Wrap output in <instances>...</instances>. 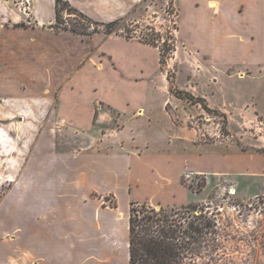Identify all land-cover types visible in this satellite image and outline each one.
Here are the masks:
<instances>
[{
	"label": "crops",
	"instance_id": "0c3cea01",
	"mask_svg": "<svg viewBox=\"0 0 264 264\" xmlns=\"http://www.w3.org/2000/svg\"><path fill=\"white\" fill-rule=\"evenodd\" d=\"M17 1L0 0V24L15 22ZM67 1L105 24L140 14L147 1L163 2ZM32 5L39 25L56 24L55 0ZM175 6L179 41L205 59V112L218 110L230 123H264V0H175ZM53 30L16 24L0 32V186L23 194L7 196L0 210V264H130L132 204H208L211 195L192 202L191 194L213 186L217 196L231 190L236 196V183L260 176L263 156L242 149L237 159L257 164L222 170L210 162L209 145L222 143H194L168 101L158 102L163 118L154 116L156 102H146L143 81L151 76L152 52L155 70L161 67L158 47L119 34ZM109 71L118 82L92 85L89 97L84 74ZM41 122H58L63 132L37 128ZM128 127L136 133L128 136ZM152 129L158 136L147 134ZM187 169L205 179L201 190L185 183ZM226 178L235 183L229 189L222 186Z\"/></svg>",
	"mask_w": 264,
	"mask_h": 264
},
{
	"label": "rangeland",
	"instance_id": "374dc122",
	"mask_svg": "<svg viewBox=\"0 0 264 264\" xmlns=\"http://www.w3.org/2000/svg\"><path fill=\"white\" fill-rule=\"evenodd\" d=\"M153 2L155 1H147L140 14L125 18L119 28V35L151 43L160 49L161 57L163 55L159 69L155 70L154 68L155 56L153 52L147 61L149 70L146 72L151 73V76H147L143 81L147 90L146 102H156L152 109L155 113L159 107V101L162 103L168 101L167 109L169 112L173 111L177 124L182 125L183 123L185 128L187 127V131L192 133L194 143L221 142L220 147L209 145L206 150L210 160L213 159L210 162L219 165L218 168L222 170L246 169L248 166L255 165L256 162L253 160L237 159L236 155L237 153L244 154L239 151L242 149L248 153L262 155L264 159V123L250 124L235 121L230 123L228 117L218 110L211 109L205 112V59L189 54V47L179 41L178 10L175 0H163L161 3L156 2L157 4ZM32 4L33 0L17 1L15 11L11 12L10 17L15 22L0 24V32L6 28H12L16 24L39 29L48 28L54 32V30L52 31L54 24H38L33 14ZM149 5L154 6L153 10H150ZM62 15L65 26L69 28L79 22V18L74 14L69 15L64 12ZM87 27L90 31L97 28L99 32H105V28L102 26L95 25L89 28L88 25ZM188 29H190V22L186 19L184 31ZM114 48L126 51L122 45L114 44ZM133 52L137 51L131 48L129 53ZM138 53L142 54L141 50H138ZM130 64H133V61ZM127 69L131 70L133 66ZM118 79L119 77L110 71L104 75L88 72L84 74V90L87 91L89 97H93L92 85L107 87L113 82L117 83ZM137 85L140 84L137 83ZM161 87L165 90L159 91ZM51 108H55V102ZM10 111L13 112L11 109ZM154 116L163 118L162 111L156 110ZM46 125H49L52 133L63 132V125L58 122L35 124L37 128ZM127 130L128 136L136 133L132 132V127H128ZM153 130L155 129L150 132L147 130V134L158 136L157 132L155 133ZM17 143L18 145L22 144V140L18 139ZM221 161L223 162L221 163ZM227 179L222 181V186L229 189L228 187L234 186L235 183H231ZM250 180L236 183L238 190L236 196L230 195L227 190L217 196L216 192L212 193L213 186H208L202 193L191 194L190 201L192 202H199L211 195L208 204L190 206L196 207L195 212L191 215L204 217L205 222L211 223L212 228L205 230L204 242L197 252L188 255V259L183 264H264V169L260 176L254 175V178ZM205 183V179L198 176L187 184H191L195 190H201ZM12 190L10 184L0 186V210L1 207L10 203L9 199L12 196L16 200L17 196H23L21 192L14 191L15 193L12 194ZM240 190L253 198H241ZM11 194L12 196L6 200V197ZM140 209L138 208L137 216H139ZM155 209L160 211L163 208L156 207ZM166 210L177 211L179 217L176 216V219L178 220H190V214L184 213L180 207L166 208Z\"/></svg>",
	"mask_w": 264,
	"mask_h": 264
},
{
	"label": "trees",
	"instance_id": "16d2710c",
	"mask_svg": "<svg viewBox=\"0 0 264 264\" xmlns=\"http://www.w3.org/2000/svg\"><path fill=\"white\" fill-rule=\"evenodd\" d=\"M56 2V24L53 29L56 31H69L75 34L92 36L99 33L92 26L105 28L106 36L119 34V28L123 19L108 24L98 23L75 10L67 0H55ZM78 17L79 22L71 28L65 26L63 13ZM131 39L129 37H126ZM163 55L161 57V64ZM138 208H141L137 216ZM184 213L190 214V220L176 219L179 213L174 210L155 208L147 205L132 204L130 217V264H183L188 255L197 252L204 242L205 230L212 228L211 223H206L204 217L192 216L196 207H181Z\"/></svg>",
	"mask_w": 264,
	"mask_h": 264
},
{
	"label": "built area",
	"instance_id": "2783aa9c",
	"mask_svg": "<svg viewBox=\"0 0 264 264\" xmlns=\"http://www.w3.org/2000/svg\"><path fill=\"white\" fill-rule=\"evenodd\" d=\"M201 174L197 173L196 171L194 170H185L183 172V180L186 182V183H190L192 181H194L198 176H200ZM230 195L234 196L233 194V191H229Z\"/></svg>",
	"mask_w": 264,
	"mask_h": 264
},
{
	"label": "bare ground",
	"instance_id": "6f19581e",
	"mask_svg": "<svg viewBox=\"0 0 264 264\" xmlns=\"http://www.w3.org/2000/svg\"><path fill=\"white\" fill-rule=\"evenodd\" d=\"M235 191V190H234ZM236 192V191H235ZM235 192H233V194H235Z\"/></svg>",
	"mask_w": 264,
	"mask_h": 264
}]
</instances>
